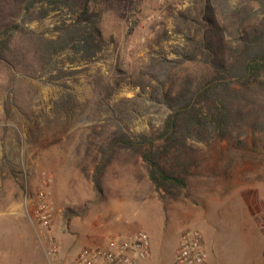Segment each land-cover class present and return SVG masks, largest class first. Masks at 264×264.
<instances>
[{
    "label": "rangeland",
    "instance_id": "1",
    "mask_svg": "<svg viewBox=\"0 0 264 264\" xmlns=\"http://www.w3.org/2000/svg\"><path fill=\"white\" fill-rule=\"evenodd\" d=\"M66 1L0 0V40L12 23L23 28L0 62V264H21L33 253L43 263L34 245L45 239L34 218L39 191L51 207L54 264L71 262L83 246H107L119 232L142 230L156 242L157 229L140 221L137 208L110 209L132 190L154 194L140 155L114 151L98 191V146L119 129L130 138L156 135L186 83L211 75L201 60L181 61L187 36H201L200 14L209 28H221L212 37L228 61L240 36L264 29V0H98L102 49L92 57L69 46L46 55V41L77 16ZM66 92L69 103L61 100ZM247 97L224 135L188 140L161 159L187 172L177 199L160 196L169 213L161 264H175L176 238L193 228L210 242L220 239V264L244 255L264 264V94ZM188 209L203 214L187 218L181 212Z\"/></svg>",
    "mask_w": 264,
    "mask_h": 264
},
{
    "label": "trees",
    "instance_id": "2",
    "mask_svg": "<svg viewBox=\"0 0 264 264\" xmlns=\"http://www.w3.org/2000/svg\"><path fill=\"white\" fill-rule=\"evenodd\" d=\"M259 2L262 3V0ZM99 5L98 0H73L70 6L75 9L77 16L73 22L64 23L54 39L46 41V55L67 46L86 57H92L100 51L103 39L97 25L101 10ZM200 19L204 23L196 31H201V36H187V48L181 53V61L201 60L211 75L194 84L191 81L186 83L178 95L179 102L171 107L156 135L130 138L120 129L112 132V137L98 146L101 158L95 164L92 175L95 190H101V177L114 151L131 149L140 155L149 180L160 196L169 195L177 199L181 195L180 187L187 172L180 166L166 167L161 159L185 145L188 140L204 141L215 134L224 135L226 129L233 125L231 118L234 106L240 110L248 101L247 96L255 89L264 94V29H255L252 33L246 32V36H240V49L233 60L228 61L219 57L214 46L212 33L221 30L219 25L215 22L216 29L209 28L210 18L205 13L200 14ZM22 29L16 23L7 27L6 32L9 33L4 40H0V62L10 49L12 34L22 32ZM61 100L69 103L71 94L64 93Z\"/></svg>",
    "mask_w": 264,
    "mask_h": 264
},
{
    "label": "built area",
    "instance_id": "3",
    "mask_svg": "<svg viewBox=\"0 0 264 264\" xmlns=\"http://www.w3.org/2000/svg\"><path fill=\"white\" fill-rule=\"evenodd\" d=\"M34 218L45 236L46 254L53 258L57 255L58 246L54 240L47 238L52 214L47 194L43 191L37 193ZM149 249L150 240L145 231L117 233L110 238L107 246H83L74 259L66 264H138L148 256ZM206 258L201 231L196 228L183 231L174 250V263L201 264Z\"/></svg>",
    "mask_w": 264,
    "mask_h": 264
},
{
    "label": "crops",
    "instance_id": "4",
    "mask_svg": "<svg viewBox=\"0 0 264 264\" xmlns=\"http://www.w3.org/2000/svg\"><path fill=\"white\" fill-rule=\"evenodd\" d=\"M123 207L125 209H133L137 208L139 213V219L140 221H143L144 223L151 225L152 227H155L158 231V237L156 242L153 244H150L149 254L146 258L142 259L138 264H161V259L159 257V251L161 246L164 243L165 237H164V229H165V221H166V215L169 214L168 212L165 213L163 209V202L160 198V194L154 190V194H147L143 190H132L129 192V194L126 196V198L121 199H112L111 200V206L110 209ZM136 210V209H135ZM250 210V208H249ZM172 213V212H171ZM181 213L185 215L187 218H193V217H199L203 214V212L200 210H193L188 209L184 210ZM175 213L172 214V217ZM171 215V214H170ZM210 224H215L216 222L214 220H208ZM237 221V218H236ZM137 231V230H136ZM134 231H125V232H119V233H129ZM21 245H24L28 242H25L24 240H21ZM46 240L42 239L38 243L35 242V246L38 247L41 253V257H43L44 260L42 264H54L52 258H50L46 254ZM178 241L176 238L175 246L173 249V257H174V250L176 248ZM203 243L204 247L207 252V258L206 260L201 264H220L219 263V255L221 254V248H222V242L218 238L216 241H211L208 239V237H203ZM227 250H230V247L227 248ZM261 254L264 257V248L261 249ZM33 251V250H32ZM46 254V255H45ZM38 257V256H37ZM36 255L33 253L30 255V257L25 258L21 264H41L39 260L37 261ZM242 261L243 264H250L252 261L251 259L246 260V257L244 255L243 259H236L233 258V263H238ZM13 259H8L5 261V264H13Z\"/></svg>",
    "mask_w": 264,
    "mask_h": 264
}]
</instances>
